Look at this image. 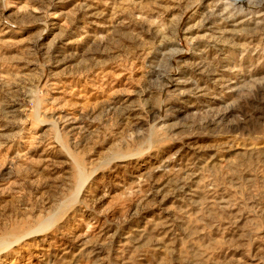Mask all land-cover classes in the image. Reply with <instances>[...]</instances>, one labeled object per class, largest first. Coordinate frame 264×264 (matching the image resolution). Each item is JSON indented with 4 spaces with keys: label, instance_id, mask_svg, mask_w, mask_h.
<instances>
[{
    "label": "rangeland",
    "instance_id": "rangeland-1",
    "mask_svg": "<svg viewBox=\"0 0 264 264\" xmlns=\"http://www.w3.org/2000/svg\"><path fill=\"white\" fill-rule=\"evenodd\" d=\"M0 264H264V0H0Z\"/></svg>",
    "mask_w": 264,
    "mask_h": 264
}]
</instances>
